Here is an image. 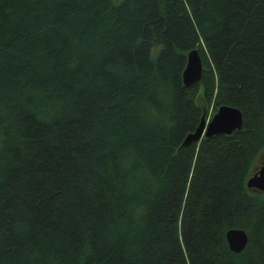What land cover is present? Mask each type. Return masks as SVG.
Listing matches in <instances>:
<instances>
[{
  "label": "trees",
  "instance_id": "16d2710c",
  "mask_svg": "<svg viewBox=\"0 0 264 264\" xmlns=\"http://www.w3.org/2000/svg\"><path fill=\"white\" fill-rule=\"evenodd\" d=\"M262 152L264 0H0V264H264Z\"/></svg>",
  "mask_w": 264,
  "mask_h": 264
},
{
  "label": "water",
  "instance_id": "95a60500",
  "mask_svg": "<svg viewBox=\"0 0 264 264\" xmlns=\"http://www.w3.org/2000/svg\"><path fill=\"white\" fill-rule=\"evenodd\" d=\"M203 66L200 56L196 50L187 54L186 67L183 70V83L186 87H192L200 82ZM203 114L196 131L188 136L184 144L200 141L203 137H211L217 134L230 135L240 130L242 126V114L239 110L231 107H220L209 122L205 121ZM249 189L264 191V165L257 174L252 175L247 181ZM225 239L228 248L233 253H240L247 243V235L242 230L232 229L226 232Z\"/></svg>",
  "mask_w": 264,
  "mask_h": 264
},
{
  "label": "rangeland",
  "instance_id": "374dc122",
  "mask_svg": "<svg viewBox=\"0 0 264 264\" xmlns=\"http://www.w3.org/2000/svg\"><path fill=\"white\" fill-rule=\"evenodd\" d=\"M198 84V83H197ZM217 111H214L213 108L211 107L210 109H207L206 110V116H205V119H206V122H209V118H211V116L213 114H216ZM264 165V152L262 153H259L257 155V157L255 158L254 162L252 163L251 165V170L250 172H254V170H256L257 168H259L260 166H263ZM252 176V174H251Z\"/></svg>",
  "mask_w": 264,
  "mask_h": 264
},
{
  "label": "flooded vegetation",
  "instance_id": "af4514ba",
  "mask_svg": "<svg viewBox=\"0 0 264 264\" xmlns=\"http://www.w3.org/2000/svg\"><path fill=\"white\" fill-rule=\"evenodd\" d=\"M261 167H262V166H260V167L257 168L256 170H254V172L252 173V175L257 174V172L259 171V169H260Z\"/></svg>",
  "mask_w": 264,
  "mask_h": 264
}]
</instances>
